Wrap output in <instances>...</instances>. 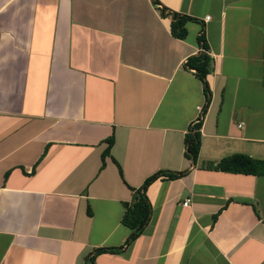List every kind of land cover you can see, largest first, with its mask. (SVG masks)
<instances>
[{
    "label": "crops",
    "instance_id": "1",
    "mask_svg": "<svg viewBox=\"0 0 264 264\" xmlns=\"http://www.w3.org/2000/svg\"><path fill=\"white\" fill-rule=\"evenodd\" d=\"M159 2L196 20L184 40L151 0H0V264H264V177L206 168L264 160V0ZM160 171L185 173L147 188L124 248V204Z\"/></svg>",
    "mask_w": 264,
    "mask_h": 264
},
{
    "label": "trees",
    "instance_id": "2",
    "mask_svg": "<svg viewBox=\"0 0 264 264\" xmlns=\"http://www.w3.org/2000/svg\"><path fill=\"white\" fill-rule=\"evenodd\" d=\"M152 5L160 8V15L165 18H170V34L172 37L178 40H184L187 35V31L185 28L186 23L194 22L196 20L168 10L164 6H162L159 0H151ZM197 41L202 50L196 56H191L187 59L185 67L187 69L193 70L196 78L201 82L203 87V94L205 97L204 106L202 109V115L205 114L209 104L211 93L209 91L206 77L212 72V61L205 54V40L204 34L201 33L197 38ZM201 122L194 125V128L190 129L188 133L184 136V144H185V153L184 156L188 160L191 161L192 164H195L199 149H200V128ZM114 140L112 138L107 140V147L102 153V159L106 155L109 154L110 148L113 145ZM207 169H213L225 173L232 174H243V175H251L255 177H264V160H257L249 158L245 155H232L227 157L221 161H219L216 165H209L206 167ZM185 172H168V171H160L157 172L143 182V184L134 192L133 199L130 203L124 204V214L122 216V225L127 227L131 234L124 244V248L127 247L131 242L136 240L143 232L144 228L148 224L150 220L151 214V206L146 197L147 188L156 180L161 177L166 180H176L184 175ZM217 219V215L213 217V222ZM122 248H105L98 249L96 253H111L117 254L122 252ZM87 264H93L92 260L89 259Z\"/></svg>",
    "mask_w": 264,
    "mask_h": 264
},
{
    "label": "built area",
    "instance_id": "3",
    "mask_svg": "<svg viewBox=\"0 0 264 264\" xmlns=\"http://www.w3.org/2000/svg\"><path fill=\"white\" fill-rule=\"evenodd\" d=\"M206 19H208V18H206ZM197 122H198V121H196V122L194 123V125H196ZM187 202H188V200H186L182 205H183V206H186V205H187Z\"/></svg>",
    "mask_w": 264,
    "mask_h": 264
}]
</instances>
